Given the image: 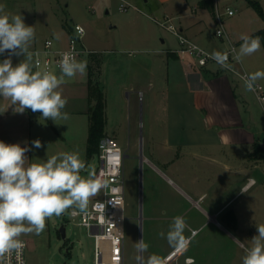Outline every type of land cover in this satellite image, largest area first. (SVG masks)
I'll return each mask as SVG.
<instances>
[{
    "label": "rangeland",
    "instance_id": "obj_1",
    "mask_svg": "<svg viewBox=\"0 0 264 264\" xmlns=\"http://www.w3.org/2000/svg\"><path fill=\"white\" fill-rule=\"evenodd\" d=\"M59 1L0 0V5L4 6L6 13L21 14L27 25L34 26L36 35L32 45H41L48 38L63 36L65 32L61 18L67 17L70 21L72 15L76 23L85 27L84 43L103 51L100 57L102 59L104 55L105 59L100 84L106 100L105 130L110 136H117L114 137L125 154L123 264H137L135 242L141 238L149 245L143 254L145 257L151 253L163 257L170 247L158 233L167 231L171 220H161L164 215L159 208L158 218L149 221L147 215L151 214L147 213L146 208L148 186L152 184L158 190L163 185V176L141 156L149 158L168 174L162 161L168 158L167 163H170L171 157L180 154L181 164L178 168L189 174L195 166L189 151L206 149L204 144H200L198 149V145L195 146L192 141L211 137L213 132H193L191 125L198 123L201 117L194 108L192 94L186 91L183 78H178L176 73L168 74L163 57L169 48L177 46L178 37L160 26L155 18L161 20L169 16L177 28L191 24L199 19L191 12V5L197 0H188V4L187 0H158V7L150 12L139 11L133 3L123 10L121 5L124 0ZM140 2L145 8L144 1ZM261 2L264 6V0ZM230 3L237 8V12L234 16L224 17L228 21L226 26L231 40L237 43L238 50L242 43L241 35L263 28L264 19L253 7L248 6L247 0H230ZM200 17H204L208 24L205 38L208 42L216 43L217 39L212 35L214 25L207 12L202 11ZM6 55H0V61ZM22 58L13 56V64L19 63ZM243 62L254 72L264 71L262 42L261 51L245 57ZM213 66L220 71L228 70L219 65ZM95 68L94 74L97 75L99 71ZM242 91L249 107L244 103L239 105L240 114L236 110L232 111V117H236L238 122L240 116L245 125L251 124V130L264 142V102L258 99L255 92L246 91L244 84L240 83L237 92ZM33 117L32 141L41 140L43 147L37 149L31 142L32 162H43L60 152L78 151L86 162L82 175L96 172L99 166L97 153L90 160L86 157L88 118L83 114L76 118L70 116L68 120H63V125L57 127L58 132L48 125L49 119L44 120L38 113H33ZM38 123L42 126L39 127ZM197 130L202 131L199 128ZM166 139L168 143H163ZM180 146L182 150L179 152ZM226 150L229 167H239L243 163L245 174L240 176L229 171L227 194L233 204L226 212L227 221L221 226L217 224L218 228L215 227L216 223H205L209 226L192 239L187 254L195 257L196 264H241L243 249L240 245L248 246L250 239L257 235L256 225L264 223V158L253 157V148L247 144L228 143ZM155 198L160 199L159 193H156ZM184 205L188 206L189 203L185 202ZM79 221L80 216L68 214L53 217L46 221V230L42 235L23 236L22 239L27 242V264H94V237L90 235L88 227L79 224ZM62 226L65 227V236ZM189 232L190 228L185 235Z\"/></svg>",
    "mask_w": 264,
    "mask_h": 264
},
{
    "label": "clouds",
    "instance_id": "obj_2",
    "mask_svg": "<svg viewBox=\"0 0 264 264\" xmlns=\"http://www.w3.org/2000/svg\"><path fill=\"white\" fill-rule=\"evenodd\" d=\"M80 38L85 35L83 28H77ZM34 26L27 25L21 14H9L0 5V55L7 54L0 61V99L10 103L0 109L4 113L12 107L14 113L23 114L26 110L41 113L44 120H68L64 111L68 103L63 96L62 86L66 78L85 74L87 61L78 60L73 52H64L58 61L59 73L41 70L36 55L31 51L35 40ZM242 43L234 50L233 59L242 62L245 57L261 51L259 36L241 35ZM23 57L13 64L12 57ZM221 68L231 69L229 53L214 51L210 54ZM246 91L255 92L257 81L264 79V71L242 75ZM259 99V97H258ZM261 102H264L262 100ZM35 148L43 147L41 141H32ZM31 151L19 143H5L0 140V264H22L25 248L23 236L42 235L46 221L65 214L87 216L92 198L110 188L111 179L105 171H95L82 175L86 162L78 151H65L48 157L43 162H32L26 155ZM257 235L250 244H241L243 255L241 264H264V223L257 224ZM189 230L182 215L174 216L167 231L161 230L158 236L166 240L176 253L188 250L196 232L186 236ZM149 245L141 238L135 242L137 264H166L165 258L156 253L145 257ZM187 264H195L189 259Z\"/></svg>",
    "mask_w": 264,
    "mask_h": 264
},
{
    "label": "crops",
    "instance_id": "obj_3",
    "mask_svg": "<svg viewBox=\"0 0 264 264\" xmlns=\"http://www.w3.org/2000/svg\"><path fill=\"white\" fill-rule=\"evenodd\" d=\"M124 1L133 3L135 7L142 12L154 11L158 7V0H142L144 1L145 8L142 6L141 0ZM258 1L263 6V2H261L263 0ZM58 3H60L59 0ZM221 4L226 5L231 3L230 0H222ZM215 5V0H197L191 5V12L199 19L191 24L185 26L181 25L179 30L184 35L210 50H222L225 48L226 43L216 38L214 35L216 26ZM248 6H250L249 3ZM142 8H144V10ZM234 8L237 12V8ZM202 11L207 12L212 25H214L212 35L217 39L216 43L208 42L207 38H205L208 24L204 17H200ZM69 18L70 21L67 17L63 18L62 16L61 18V24L65 32L63 36L61 35L62 37L60 36L56 39L51 38L54 40L56 47H66L70 35L73 33V26L76 22L72 15ZM254 32L255 31L249 32L247 35L256 36L253 35ZM39 45L40 44H34L31 46V49ZM82 46L95 51L84 54L81 57V60L87 61L86 73L77 74L73 78H66V83L62 86V91L63 96L66 97L68 101L64 111L68 112L69 116H73V118H76L79 114H83L85 118L89 119V77L92 76L91 78L93 81L98 83L103 89L100 84V77L105 57L103 55L101 59L100 56L103 51L88 47L83 40ZM236 46L238 47L237 43ZM171 49L172 48H169L163 55L168 66V74L176 73L179 75L178 78H181V80L183 78L182 81L185 83V88H187L186 91L192 94L194 108L197 110L202 120H200L201 122L198 121V123L191 125L194 130L193 132H213V135L207 138L204 137V139L195 138L192 141L195 146L198 145V149L200 148V144H204L206 149L205 151H199L197 149H191L189 151L191 160L195 162L194 169L191 170L189 174H187V172H182L178 168L181 164L180 154L179 156L176 155L175 157H171L170 163H167L168 158H165V161L163 160L164 162L162 161V165L166 166L171 177L169 173H165L163 170L159 169L153 161L142 155V160L145 159L148 161L152 168L163 176V185L160 186L158 190H156L157 187L152 184L148 186L146 208L148 211L147 213L151 215H147V219L149 221L150 219L152 221L156 220L158 218L159 208H161L162 215H164V217H161V220L166 222H169V220L176 215L185 216L190 228V232L186 236L190 237L192 231L196 230V237L203 229L209 226L205 225V223H210V225L216 223L215 227H217V224L221 226L222 223L227 221L226 212L229 206L233 204L230 203L232 198L229 199L227 194L228 173L230 171L240 176L245 174L243 163H241L239 167H229L226 145L228 143H240L247 144V146L253 148V142L257 141L264 148V142L251 130V124L245 125L240 116L238 122L235 120L236 117H232V111L236 110L240 114L239 105L244 103L247 108L249 107L244 92H237L240 88V83H243L241 78L232 71L217 70L213 65L203 68L197 67L189 61L182 60L178 54L171 52ZM233 66L239 71L245 70L248 73L254 72V70L243 61L235 62ZM95 67H97L99 71L97 75L94 74ZM263 67L264 66H262V68ZM55 73L58 74L59 71H55ZM257 82L264 85V79ZM9 103L10 102L7 100L0 99V109L5 108ZM36 113L41 115L39 112ZM33 118V112L30 109L26 110L23 114H19L14 113L12 107H9L7 111L0 113V140L10 144L19 143L21 146H28L31 148V151L26 153L31 161L32 129L34 126ZM48 123L52 129L58 131L57 127L59 128V125H63V120L57 121L58 124H56L49 119ZM38 126L40 127L42 125L38 123ZM197 128L202 129V131L197 130ZM106 135L110 136L108 132H106ZM114 136L116 135H111L110 137L116 139ZM61 137L63 139V135H61ZM163 143H168V140H164ZM178 149L180 152L182 150L181 146L178 147ZM199 161L202 162L200 163ZM198 162L200 165H198ZM168 179L171 181L170 184L168 183ZM248 189H250V187ZM156 193H159L160 199L155 198ZM185 202H188L189 205L185 206ZM162 209H165V212ZM174 210H176L175 213L172 212ZM238 215L239 214H237V216ZM189 248L190 246L188 250ZM188 250L183 254H179L177 259L178 262H184L186 257H193L196 264L195 257L191 254H187ZM170 251H172L171 248L166 250L163 257Z\"/></svg>",
    "mask_w": 264,
    "mask_h": 264
},
{
    "label": "built area",
    "instance_id": "obj_4",
    "mask_svg": "<svg viewBox=\"0 0 264 264\" xmlns=\"http://www.w3.org/2000/svg\"><path fill=\"white\" fill-rule=\"evenodd\" d=\"M222 0H215V18L216 26L214 35L216 38L226 43L223 50H210L198 43L197 41L184 35L173 22L169 16L163 19L155 18L156 22L165 29L172 31L178 37V46L172 49L178 56L184 60L189 61L197 67H208L210 65H218L210 54L214 51L228 52L229 63L231 64L232 71L239 77L248 72L245 70L239 71L234 68L233 63L237 62L233 59L237 50L236 44L231 40L229 31L226 26L225 17L233 16L236 9L230 4H221ZM131 3L124 1L121 5L123 10H126ZM85 27L79 23L74 24L73 33L70 35L66 47H56L54 40L48 38L40 46L31 49L36 55L34 60L39 62L41 70L59 71L58 61L61 59V54L64 52H73L76 58L81 60L82 55L95 52L82 46L83 38L77 33V28ZM84 37V36H83ZM255 93L260 100H264V85L257 82ZM99 158V166L96 173L99 174L102 170L111 174V185L108 190L102 191L100 196L91 200L89 205V214L87 216L79 214L72 217L80 216L79 224L87 226L90 230V235L94 237V264H123L124 263V239H125V184L123 177V161L124 151L119 142L110 136L102 138L99 144V151L97 152ZM196 232V230H193ZM24 240V239H23ZM22 252V264H27L26 260V247ZM179 254L173 250L168 252L165 258L166 264H187L189 259L193 257H186L184 262H178ZM13 264H16L13 258Z\"/></svg>",
    "mask_w": 264,
    "mask_h": 264
},
{
    "label": "trees",
    "instance_id": "obj_5",
    "mask_svg": "<svg viewBox=\"0 0 264 264\" xmlns=\"http://www.w3.org/2000/svg\"><path fill=\"white\" fill-rule=\"evenodd\" d=\"M249 5L264 19V8L259 1L247 0ZM253 35L259 36L264 47V27L255 31ZM90 75V74H89ZM89 77L90 106L88 111L89 126L86 144L87 160L99 151V144L106 135V100L103 89ZM252 156L264 158V148L257 141L253 142Z\"/></svg>",
    "mask_w": 264,
    "mask_h": 264
},
{
    "label": "water",
    "instance_id": "obj_6",
    "mask_svg": "<svg viewBox=\"0 0 264 264\" xmlns=\"http://www.w3.org/2000/svg\"><path fill=\"white\" fill-rule=\"evenodd\" d=\"M141 157H142V156H141ZM61 230H62L63 235L65 236V227L62 226V227H61Z\"/></svg>",
    "mask_w": 264,
    "mask_h": 264
}]
</instances>
